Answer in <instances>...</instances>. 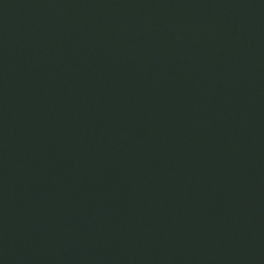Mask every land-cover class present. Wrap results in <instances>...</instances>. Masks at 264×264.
I'll list each match as a JSON object with an SVG mask.
<instances>
[{"label": "water", "instance_id": "water-1", "mask_svg": "<svg viewBox=\"0 0 264 264\" xmlns=\"http://www.w3.org/2000/svg\"><path fill=\"white\" fill-rule=\"evenodd\" d=\"M0 264H264V0H0Z\"/></svg>", "mask_w": 264, "mask_h": 264}]
</instances>
